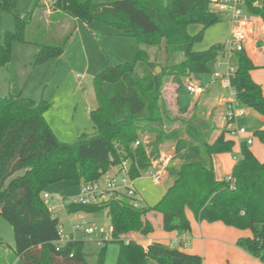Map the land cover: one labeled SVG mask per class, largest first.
<instances>
[{
    "label": "trees",
    "instance_id": "1",
    "mask_svg": "<svg viewBox=\"0 0 264 264\" xmlns=\"http://www.w3.org/2000/svg\"><path fill=\"white\" fill-rule=\"evenodd\" d=\"M55 7L46 19L37 3L26 22L14 0H0V10L9 12L14 20V31L0 40L1 66L9 63L13 42L32 43L27 32L48 34L38 44L35 64L59 58L75 29L73 20L98 21L114 28L118 35L134 38L138 45L159 47L163 42L167 50L184 55V61L165 65V73L157 75L156 64L138 48L132 64L121 62L95 75L96 106L89 112L93 133L81 134L72 145L60 142L45 122L46 101L35 102L15 92L0 99V216L12 228L16 256L23 264H88L83 241L59 244V220L41 192L63 181L76 186L94 183L103 172L123 163L128 164L129 178L136 180L160 159L167 134L187 124L198 130L208 158L231 154L234 141L225 130L210 142L215 130L211 122L196 123L176 100L167 101L163 95L165 76L176 81L203 75L224 53L220 44L193 52L203 32L223 17L209 0H118L110 4L56 0ZM245 8L264 21V0H245ZM191 24L202 27L197 35L188 34ZM233 57L237 66L232 84L238 104L264 117L262 88L251 78L257 67L244 52ZM137 64L144 69L141 75L135 71ZM253 135L264 144V130ZM240 155L242 160L235 163L230 178L223 180H217L213 169L199 162L182 164L172 185L152 207L134 208L126 196L111 194L100 204L67 205L65 211L105 212L112 237L108 243L118 244L115 264H202L200 256L178 248L158 242L144 248L136 241L124 240L132 233L143 238L153 233L150 215L160 216L162 231L186 234L190 230L186 211L198 223L220 222L249 231L251 237L238 239L236 246L264 264V161H258L245 142L240 144ZM108 243L100 247L96 264H103Z\"/></svg>",
    "mask_w": 264,
    "mask_h": 264
},
{
    "label": "rangeland",
    "instance_id": "2",
    "mask_svg": "<svg viewBox=\"0 0 264 264\" xmlns=\"http://www.w3.org/2000/svg\"><path fill=\"white\" fill-rule=\"evenodd\" d=\"M14 1L16 10L26 22L31 20V14L35 11L36 4L41 2V0ZM115 1L118 0H92L95 4H110ZM241 9L247 13L245 7ZM36 11L39 10L37 9ZM40 11H43L46 19L51 16V14L46 13V10L41 5ZM248 15L253 21L256 20V17L250 14ZM76 21L75 29L72 30L71 37L59 58L35 64V57L39 51L38 44L41 40H45L48 34L47 32H40L38 35L33 36L31 32H27L26 36L33 39L32 43L13 42L9 63L6 66L0 65V99L6 97L10 92H15L17 94L21 93L23 97L30 98L35 102L41 100L46 101L49 107L43 112L45 122L60 142L69 145L74 144L81 134L91 135L93 133V124L89 112L96 106L92 82L95 75L121 62L132 64L138 48L147 54L151 62L156 64L154 70L157 75L165 73L163 69L165 65L171 66L184 61V55L181 52H176L171 49L167 50L163 42L159 47L138 45L134 38L118 35V32L114 28L104 23L98 21L89 23L80 20ZM72 24L74 26L73 22ZM201 28L200 25L191 24L187 27V32L190 36H194L201 31ZM258 28H260L259 25L255 23L253 35L255 40L261 39L260 34H258ZM232 29V22L227 18H222L221 21L208 27L203 32L201 40L193 45V52L199 53L208 50L212 46L225 44ZM13 31L14 20L12 15L9 12L0 10V40L5 33H12ZM64 31L60 33V37L64 35ZM258 43L256 44L260 47ZM244 53L249 57L246 50H244ZM229 63L232 68H236L237 61L235 57L231 58ZM156 68L158 69L156 70ZM214 68L215 62H212L209 64V72L199 75L198 79L201 80L202 86L208 84ZM143 70L141 65H136L135 71L137 74L141 75ZM256 71L259 72L257 73V77L261 80V85H263L264 68L257 69ZM188 82L194 83L193 79L184 78L172 81L171 77L165 76L163 89L165 99L167 101H173V96L176 94L175 88L176 86L179 87L178 100L181 106L186 107L195 101L198 102V111L196 110L192 118L196 120V123L201 120L213 122L215 127L224 130L225 121L223 120L222 110H218V106L224 105L225 96L223 91L219 90L216 94V99L207 106L205 104V97L199 100H193L187 94L185 86ZM214 108L215 110H213ZM211 109L213 110V117L208 118V116H204ZM190 112L188 111V116H190ZM238 124L247 128L254 142L253 148L257 152L256 156L261 157L262 147L260 149V146H264V144H261L253 135L258 130H264V122H260L259 114L248 109L247 116L240 119ZM198 134V130H195L191 124L184 125L181 130H174L167 134L165 138L166 147L162 151L164 156L170 147L175 149L177 145L176 157L168 168L170 175L167 178L165 177L166 181L162 183H156L149 174L134 181V188L142 198L140 207H152L161 200L167 189L172 185L173 179L176 177L174 164L177 161L189 163L194 158L196 159L195 162L201 161V163H206L208 156L199 141ZM185 137L189 139L191 144L186 145ZM185 150L189 152L188 155L183 154ZM231 156H233V159L234 156H240V143L237 140L234 141ZM161 159L157 162L159 163ZM157 162L152 163L151 168L154 169V165ZM111 171L114 175L115 168H110L107 172ZM105 173L103 172L102 174ZM102 174L99 180L103 178ZM79 187L73 182L63 181L46 187L41 192V196L47 194L50 199L45 200V204L48 207H55L56 209L59 224L63 228L60 244L73 240L83 241V253L85 254L86 262L88 264H96L101 246L93 239L81 236L80 233L74 234L72 223L76 222L75 216L80 214L85 222L94 224L100 229L107 230L110 228V221L105 212H98L94 215L83 213L67 214L62 204L55 200H66L75 196L78 193ZM168 234L164 231H158L153 233L152 236H149V238L151 237L156 240L162 239L160 240L161 244L169 247L163 239ZM1 237L4 239L6 245H10V247L14 246L12 228L0 216V239H2ZM127 239L125 241H129ZM117 251V243H108L103 264H112L111 257Z\"/></svg>",
    "mask_w": 264,
    "mask_h": 264
},
{
    "label": "built area",
    "instance_id": "3",
    "mask_svg": "<svg viewBox=\"0 0 264 264\" xmlns=\"http://www.w3.org/2000/svg\"><path fill=\"white\" fill-rule=\"evenodd\" d=\"M215 11L219 12L223 18L229 19L233 24V29L229 38L223 44L224 53L216 58L215 68L211 75L210 85L217 83L225 96L224 101V121L225 133L227 137L233 141L237 140L240 144L245 142L248 146L253 143L252 137L245 126L239 125L238 121L247 116L248 109L238 104L233 88V79L236 68L230 66L229 60L237 53L244 52L247 45L251 41L253 33V21L251 17L241 8L245 7V0H209ZM56 0H41L40 5L44 7L47 14H52L55 11ZM187 93L194 97H200L205 92V87L200 84L188 82L185 86ZM137 145V144H136ZM170 156L164 157L160 162L155 163V168H151L148 172L150 177L160 183L166 174V167ZM234 160L241 161L242 156H234ZM109 171V170H108ZM103 175V180H98L90 184H82L79 187L78 193L66 200H57L62 204L65 210L67 205H97L102 203L111 194H122L132 201L134 208H139L142 199L137 195L134 188V180L128 176V165L123 163L115 167L114 175L107 172ZM42 199L49 200V196L44 194ZM52 215L58 218L55 207H49ZM76 222L72 223L73 233H80L81 236L93 239L99 246H104L110 242L111 228L103 230L94 224L85 222L83 217L78 214L75 216ZM62 225L58 226L59 244L62 240ZM178 242H172L178 248H185L188 242L183 238Z\"/></svg>",
    "mask_w": 264,
    "mask_h": 264
},
{
    "label": "crops",
    "instance_id": "4",
    "mask_svg": "<svg viewBox=\"0 0 264 264\" xmlns=\"http://www.w3.org/2000/svg\"><path fill=\"white\" fill-rule=\"evenodd\" d=\"M255 19L256 20H254V21L252 20L253 21V33L251 36V41L246 47V53L248 54V56L252 60L253 64L257 67V69H261V68H264V21H261L257 17ZM73 21H74V25H75V23L77 21L76 20H73ZM255 23H257L260 27V28H258L259 31L258 30L257 31H258V34H260L261 39L255 40L253 38L254 31H255ZM255 42L256 43L259 42L258 44L260 45V47H258V45ZM257 69H255L254 71L251 72V78L255 83H257L261 86L262 93L264 95V84L261 85L262 84L261 80L258 79V77H257V73H259L256 71ZM143 73H144V70H143L142 74ZM198 78H199V76H194V77H191L190 79H193L194 83L201 85V80ZM196 79H198V80H196ZM209 83H210V80H209L208 84L206 86H204L205 92L200 97H194V96L189 95L188 93L187 94L189 96H191V98L193 100H199V99H202L203 97H205V104L207 106H209V104H211V102L216 99L217 92L219 90H221L217 83H213L211 85ZM178 93H179V91L173 96V99H174L173 101L176 100L178 102V105L182 109L186 110L187 113H188V111H191L189 115L193 116L196 113V110L198 111V109H197L198 102L195 101L193 104H190L186 107H183L179 103ZM218 107H219L218 110H222V116L224 118L225 106L222 105V106H218ZM215 108L217 109V107H215ZM215 108L213 110H215ZM213 110L212 109L208 110L205 115L204 114H202V115L208 116V118L213 117V115H212ZM260 122H264L263 116H260ZM211 124H212L211 126L213 127L214 126L213 122H211ZM214 128H215V130L212 132V134L210 136V142H213V140L218 136V134L221 131V129H218L215 126H214ZM194 129L196 130L195 127H194ZM263 129H264V127H263ZM184 140H186V143H187L186 145L191 144V142L189 141V139L187 137H185ZM253 145H254V142L249 146V149L252 152V154L256 157V159L258 161H260V162L264 161V150H263L264 146L259 145L260 149L262 147V156L257 157L256 156L257 152H255ZM176 146H175V149H172L170 147L165 156H164V153L162 151L166 147V143H164L162 148H161L160 159L161 158L163 159L164 157H167V156L171 157V160L169 161V163L167 164V167H166V174L164 175L163 178H165V177L167 178L170 175L168 172V168L170 167L172 161L176 157V154H177ZM183 154L188 155L189 152L187 150H185L183 152ZM195 160L196 159L192 158V161H190L189 163L195 162ZM177 162L174 164V167L176 168V173L182 164L188 163V162H183V161H177ZM197 162L201 163V161H197ZM235 163H236V161L233 159V156H231V154H220V155L213 156L211 159L208 158L206 163H201V164L207 168H209V167L212 168L217 180H223V179H229L230 178V175H231V172H232V169H233ZM110 173H112V171ZM147 175H148V172L143 174L141 177L147 176ZM166 178L164 180L162 179V181L160 183H162L163 181L165 182ZM174 180L175 179H173V181ZM173 181H172V183H173ZM137 195H138V193H137ZM186 217L190 223V230L184 235L183 238L185 239L186 242H188V246L185 247L184 249H182V248L176 247V245H172V242L180 241L182 239V235H178L175 232H171L168 235H166V237L163 238L169 247L178 248L187 254L200 256L203 260L202 264H261L257 259L252 258L251 256H249L243 250H241L240 248H238L236 246V242L238 239L251 237V233L249 231H240V230H237V229H234L231 227H227L220 222L198 223L194 219L192 213H190L189 211H186ZM148 220L151 222V224L153 226V229H154L153 233L158 232V231H162L161 230V219H160L159 215H150V216H148ZM153 233H151L150 235H148L145 238L141 237L138 234L132 233V234L125 236L124 240L126 238H128L127 240L136 241L139 244H141L144 248H146L147 246H149L153 242L161 243L160 240H162V239L156 240V239H153L151 237L149 238V236H152ZM117 255H118V251L114 254L113 257H111L112 264H115L116 259H117ZM113 261H114V263H113ZM0 264H23L18 259V257L16 256V254L14 252V246L10 247V245H6L4 243L3 238L0 239Z\"/></svg>",
    "mask_w": 264,
    "mask_h": 264
},
{
    "label": "water",
    "instance_id": "5",
    "mask_svg": "<svg viewBox=\"0 0 264 264\" xmlns=\"http://www.w3.org/2000/svg\"><path fill=\"white\" fill-rule=\"evenodd\" d=\"M158 68H156V70H157Z\"/></svg>",
    "mask_w": 264,
    "mask_h": 264
}]
</instances>
